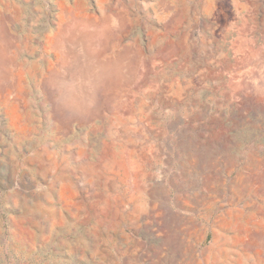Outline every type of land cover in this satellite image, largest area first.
Instances as JSON below:
<instances>
[{"label": "rangeland", "instance_id": "obj_1", "mask_svg": "<svg viewBox=\"0 0 264 264\" xmlns=\"http://www.w3.org/2000/svg\"><path fill=\"white\" fill-rule=\"evenodd\" d=\"M0 264H264V0H0Z\"/></svg>", "mask_w": 264, "mask_h": 264}]
</instances>
